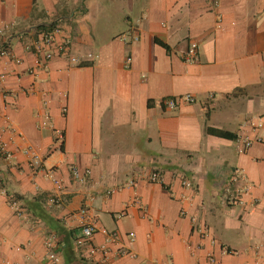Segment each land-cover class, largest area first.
I'll use <instances>...</instances> for the list:
<instances>
[{"label": "crops", "instance_id": "0c3cea01", "mask_svg": "<svg viewBox=\"0 0 264 264\" xmlns=\"http://www.w3.org/2000/svg\"><path fill=\"white\" fill-rule=\"evenodd\" d=\"M53 23L80 64L56 52L38 67L25 48ZM191 42L199 54L187 63ZM6 44L20 62L0 57L13 152L0 157V264H94L102 245L106 264H264V0H0ZM185 95L194 101L167 106ZM27 149L42 158L36 174ZM50 169L68 190L61 204ZM154 169L164 184L146 179ZM82 208L98 228L88 244L77 241Z\"/></svg>", "mask_w": 264, "mask_h": 264}, {"label": "built area", "instance_id": "2783aa9c", "mask_svg": "<svg viewBox=\"0 0 264 264\" xmlns=\"http://www.w3.org/2000/svg\"><path fill=\"white\" fill-rule=\"evenodd\" d=\"M62 32V29L57 25L53 23L51 25H48L44 27L34 40L32 42L27 43L25 45V48L27 50H30L32 53L35 54L36 56V64L38 67H45L48 63L49 60H51L55 53L57 52L58 55H65L69 58V60L73 64H80L81 59L79 56L71 52L72 48V39L70 36H65L63 37L62 41L56 43V37L57 34ZM139 37L136 35L134 40H138ZM198 54H199V46L196 42H191L186 50V52L181 53L182 59L187 62V63H194L198 59ZM93 54L90 53L89 56H92ZM3 56H8L11 60L15 62H20V59L14 54L13 50L10 48V46L3 45L0 47V57ZM130 60V58H129ZM186 101V102H193L194 98L190 95H185L181 96L179 98H168L166 99L167 106L171 109H174L178 105V101ZM49 119L50 115L45 112L43 121L40 123L41 126L45 127L49 125ZM254 127H261L262 123H258L256 125H253ZM53 130L56 135V140L59 142H64V129L63 128H56L54 126ZM253 140L246 137L243 139L242 144L239 146V150L241 152H244L246 149H248L252 144ZM25 152L28 154V165L33 169L34 174H36L41 168H42V158L41 156L32 151L31 149L25 150ZM13 155V152L8 149L3 142L1 138V130H0V157L2 158H10ZM89 172V170H86ZM46 175L52 179V181L55 184V187L57 189V193L51 195L50 201L54 204H61L62 203V195L68 192L67 187L62 183L61 179L56 177L54 175V169H50L46 172ZM72 175L74 178H79L82 179L80 170L77 167L72 168ZM240 173L237 172L236 175L234 176L233 180L234 182H237L239 180ZM146 179L151 182V183H159V184H164V178L163 175L161 174L160 170L154 169L152 170L147 176ZM137 180L136 178L132 179L129 181V184L131 186H134L136 184ZM183 183L186 187H190L191 183L187 180L184 179ZM0 192H5V187L3 185V176L0 175ZM12 198V199H11ZM10 199L12 201L13 205L17 204L18 211L20 213L24 212V207L22 204H20L19 199L15 198L12 196ZM19 204V205H18ZM80 214L84 220L83 228H82V235L79 237L77 240L79 244H88V242L92 239L94 236L95 232L97 231V227L95 223L92 221H89L87 219L88 215V210L86 208H82L80 211ZM87 219V220H86ZM193 219V218H192ZM193 221H196V218L193 219ZM197 226V231L200 232L201 236L205 237L206 231L199 229L200 226ZM104 233H108L106 229H99ZM131 236L134 235V233H130ZM110 238L115 239L117 238L116 233H111ZM46 248H47V254L52 260H55L57 258V252L55 250L54 242L51 238H48L46 241ZM102 252L103 257L101 259H98L95 261L94 264H106L107 257V247L105 245L102 246H91L90 252L92 254H95L96 252ZM132 256H136L135 253L131 254ZM209 261L210 264H219V261L215 258L214 255H209ZM247 264H252V263H247Z\"/></svg>", "mask_w": 264, "mask_h": 264}, {"label": "trees", "instance_id": "16d2710c", "mask_svg": "<svg viewBox=\"0 0 264 264\" xmlns=\"http://www.w3.org/2000/svg\"><path fill=\"white\" fill-rule=\"evenodd\" d=\"M208 132H212L210 128H208ZM217 134L222 135L223 137L230 136V134L228 132H219Z\"/></svg>", "mask_w": 264, "mask_h": 264}]
</instances>
